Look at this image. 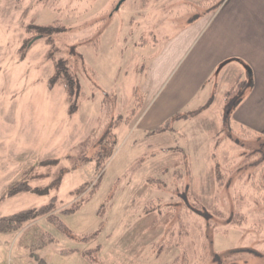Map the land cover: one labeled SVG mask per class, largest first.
<instances>
[{"label": "rangeland", "instance_id": "374dc122", "mask_svg": "<svg viewBox=\"0 0 264 264\" xmlns=\"http://www.w3.org/2000/svg\"><path fill=\"white\" fill-rule=\"evenodd\" d=\"M120 1L0 0V201L22 178L37 191L0 202V218L52 198L50 216H57L24 225L38 224L52 242L24 247L22 230L3 245L0 264H37L36 256L47 264H90L81 252L97 246L101 264H264V191L257 182L264 138L226 128L217 149L211 144L229 171V185L221 186L207 175L200 150H191L197 175L188 169L177 181L184 163L163 174L172 150L185 151L188 143L175 133L146 141L132 125V111L145 105L137 66L148 64V52L135 47L141 38L164 43L226 0H125L115 11ZM39 27L65 30L40 38ZM61 60L69 61L79 85L71 97L67 77L50 87ZM230 102L216 112L227 126L236 108L228 112ZM121 117L125 122L104 138ZM92 136L84 154L80 146ZM149 151L153 159L144 158ZM80 188L84 193L75 196Z\"/></svg>", "mask_w": 264, "mask_h": 264}, {"label": "crops", "instance_id": "0c3cea01", "mask_svg": "<svg viewBox=\"0 0 264 264\" xmlns=\"http://www.w3.org/2000/svg\"><path fill=\"white\" fill-rule=\"evenodd\" d=\"M135 47L148 52V64L137 66L144 74L145 105L133 110V128L143 132L146 141L171 133L183 138L193 176L191 150L203 153L208 175L214 161L211 144L217 143V149L223 140L216 137L226 128L234 136L264 138V0H226L214 14L200 16L164 43ZM238 82L249 85L227 126L216 112L222 102L227 106V95ZM177 115L188 118L175 123L173 132L150 134ZM15 234L18 239L19 233H0V258L3 245Z\"/></svg>", "mask_w": 264, "mask_h": 264}, {"label": "trees", "instance_id": "16d2710c", "mask_svg": "<svg viewBox=\"0 0 264 264\" xmlns=\"http://www.w3.org/2000/svg\"><path fill=\"white\" fill-rule=\"evenodd\" d=\"M221 3L222 2L220 1L218 4L213 5L212 8L209 11H207V13L208 14H214L216 11H218L217 9H219L221 7V5H222ZM200 16H199V18H200ZM194 20H192L190 23H192ZM38 30L41 31L40 38H42V37H44L43 33L50 34L53 32L54 33L63 32L65 30V28H63V27H57V28H52V27L41 28V27H39ZM141 39L142 40L138 46H145L148 44V42H145V39H143V38H141ZM86 40L87 39H83L82 42L83 41L85 42ZM35 41H36L35 38L30 39L28 41L26 47H24L23 52L25 50H27L28 48H30L35 43ZM68 71H69V73H68ZM63 77H67V79H68L67 80L68 81L67 82V92H68V96L71 97L77 91V89H79V85L76 81L75 74L69 70V61H66V60H61L58 63L57 74L51 80L50 87L53 88L55 86V84L58 83V81H60ZM246 87H247V84L245 82H238V84L235 86V88H233L231 90V92L227 95V100L231 101L229 103V105L230 104L232 105V107H231V105L227 107L228 112H230L229 109H232L233 107L235 108L238 105V103L240 101L241 93L245 90ZM228 101H227V105H228ZM134 111H132V112H134ZM187 118H188V116H186V115H177V116L173 117L171 120L167 121L163 126L159 127L158 129L154 130L153 132H151L150 134L159 135L162 133L173 132L174 131V124L179 122V121L186 120ZM124 122H125V119L123 117H121V119L118 120V122L113 121L112 123H110L109 128H108L109 130L107 131V134H104V138L107 139V137L110 135L112 129H114L117 125L123 124ZM223 132H224V130H223ZM93 136L89 137L80 146L81 150L85 151L84 154H86L88 151H90L92 149V146H91L92 144L89 143V141L94 139ZM249 138L260 139V138L255 137V136H249ZM216 139L221 141L222 138L219 135L216 137ZM222 140H224V139H222ZM262 147L264 148V145H262ZM150 149H151V147H149V150ZM172 151L173 152H172L171 158L173 159V161H171L169 164H166L162 168V173L166 175L167 172L170 170V168H174V169L178 168V166H175L176 164L180 165V163H184L183 164L184 169L182 170V173H180L179 170L177 171V169L175 172L174 178H176V180L179 181V180H182L184 178V176H182V175H184V172L186 174V171L188 173V169L189 170L191 169L190 160H189L188 154L185 153L184 151H182V150H172ZM254 155L258 156V155H260V153L257 152V153H254ZM71 156L72 155H69V158H72ZM154 156H155V154L152 153L151 151H149V153L144 158L153 159ZM211 157L214 161H213V165L211 166L210 173L213 174V177L216 179L218 184L221 182L220 183L221 186L224 184H226L225 186H228L229 181H231L229 178H228L229 181H226L229 171L226 170V168L224 170L220 168L219 161H217V157H216V155H214V153L212 154ZM242 158L247 159L245 154L241 156V159ZM185 166H186V168H185ZM230 166H232V165L230 164ZM25 176H27V175H25ZM147 182H150L152 184L162 185L161 181H159L157 179H153V178L149 179ZM257 182H260V184L262 183V185H263L262 190L264 191V171H263L262 179L260 178ZM84 191L85 190H83V188H80L79 190L75 191L74 195L80 196L82 193H84ZM29 192L34 194L37 191L32 190L30 185H28V183L24 180V178H22L21 180L13 182L11 185L8 186V188L4 192L3 198L1 199L0 202L3 203L7 199L12 198V197H14L20 193H29ZM219 198L221 199V196L217 194L216 199H219ZM55 203H56V198H52L48 204L43 205L39 208L23 210V211L15 213L13 215L0 218V233L11 234V233H18V232L24 230V236H23V238H21L24 247L30 246L33 249H36V245H39V247L47 245V243L52 242L53 240H52V238H50L48 233L43 231L41 228H38V224H37V226H29L28 228H26L27 226H24V225L31 223V222H34V223L38 222V220H40V219L45 220L47 222H52L54 220L56 221L57 220L56 215L50 216V214L55 211ZM81 205H82V203L76 204L72 208H70L68 210H64L62 214L74 213L80 208ZM24 239H26L27 243L25 241H23ZM100 251H101V246H97L94 249L86 250V251L81 252V253H82V256L84 257V259L86 261H88L90 264H101L99 259H98V255H99ZM63 252H66V251H63ZM33 255H35V254H33ZM36 259H37V264H47L45 260L39 258L38 256H36Z\"/></svg>", "mask_w": 264, "mask_h": 264}, {"label": "water", "instance_id": "95a60500", "mask_svg": "<svg viewBox=\"0 0 264 264\" xmlns=\"http://www.w3.org/2000/svg\"><path fill=\"white\" fill-rule=\"evenodd\" d=\"M124 2H125V0H121V1L118 3V5H117L115 11H118V10L120 9L121 5H122Z\"/></svg>", "mask_w": 264, "mask_h": 264}]
</instances>
